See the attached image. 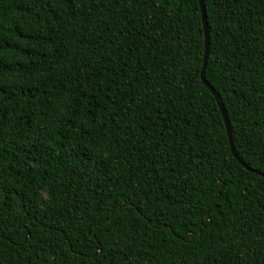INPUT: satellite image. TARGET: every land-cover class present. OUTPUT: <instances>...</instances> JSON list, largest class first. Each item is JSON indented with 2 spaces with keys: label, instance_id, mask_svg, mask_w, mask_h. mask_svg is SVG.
<instances>
[{
  "label": "trees",
  "instance_id": "16d2710c",
  "mask_svg": "<svg viewBox=\"0 0 264 264\" xmlns=\"http://www.w3.org/2000/svg\"><path fill=\"white\" fill-rule=\"evenodd\" d=\"M203 4L264 175V0ZM204 54L198 0H0V264H264V177Z\"/></svg>",
  "mask_w": 264,
  "mask_h": 264
},
{
  "label": "water",
  "instance_id": "95a60500",
  "mask_svg": "<svg viewBox=\"0 0 264 264\" xmlns=\"http://www.w3.org/2000/svg\"><path fill=\"white\" fill-rule=\"evenodd\" d=\"M199 2V6H200V11H201V15H202V22H203V28H204V36H205V54H204V59H203V66H202V70H201V74H200V80L203 83V85L211 92V94L214 96L217 105L219 107L220 113L222 115L224 124H225V128H226V132H227V136H228V141H229V146H230V150L232 153V156L234 159H236L238 161V163L243 166L246 170H248L249 172L258 174L260 176H263V174H261L260 172H257L255 170H252L250 168H248L244 163H242L233 146V141H232V137H231V132H230V127H229V122H228V118L224 109V106L221 103V100L218 96V94L215 92V90L211 87V85L206 81L205 78V67H206V63H207V56H208V46H209V35H208V31H207V21H206V14H205V7L203 4V0H198Z\"/></svg>",
  "mask_w": 264,
  "mask_h": 264
}]
</instances>
